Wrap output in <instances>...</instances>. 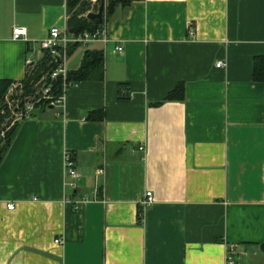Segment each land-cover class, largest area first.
<instances>
[{
    "label": "crops",
    "instance_id": "crops-1",
    "mask_svg": "<svg viewBox=\"0 0 264 264\" xmlns=\"http://www.w3.org/2000/svg\"><path fill=\"white\" fill-rule=\"evenodd\" d=\"M69 16L0 0V79L38 68ZM103 23L65 62L101 51L100 77L19 122L0 163V264H264V0H132Z\"/></svg>",
    "mask_w": 264,
    "mask_h": 264
},
{
    "label": "built area",
    "instance_id": "built-area-1",
    "mask_svg": "<svg viewBox=\"0 0 264 264\" xmlns=\"http://www.w3.org/2000/svg\"><path fill=\"white\" fill-rule=\"evenodd\" d=\"M84 13V16H86ZM26 30L23 27H15L12 31L13 40H22L25 38ZM101 40L107 42L108 30L106 24L102 22L92 30H84L80 33L72 32L65 25L61 27H52L48 30L47 35L40 41V47L44 52L46 63L51 66L48 70L43 71L40 78L33 83L34 87L40 88V95L33 100L30 99L29 95L24 94L23 83H11L7 88L6 93L2 98L7 100V105H3L0 109V116H3V120L0 123V140L5 138L6 132L16 123L21 122L24 119L33 117L36 112V106L41 99H50V107L54 105L62 106L64 101V91L66 88L71 86L67 83V68L65 66L66 59L68 57V50L70 46L77 44L78 46H86L89 41ZM116 51L121 52L122 46H116ZM29 64V60H27ZM55 65V67H52ZM216 67H224L225 64L221 60L215 62ZM37 68L27 72V75H33ZM61 77L62 79V94L54 97L50 95V89L53 84V80ZM36 94V90L34 92ZM12 103V104H11ZM6 109L8 113H6ZM6 113V115H5ZM138 150L144 151L142 145L138 146ZM65 174L73 179H76L77 172L75 170L74 161L72 154L68 151L64 153L63 157ZM69 185L74 187V182H70ZM153 196L150 191H146L140 201V217L143 215V210L153 203ZM9 209L13 208V205L8 206ZM58 243L62 241L59 239L55 240ZM227 264H237L232 257H228Z\"/></svg>",
    "mask_w": 264,
    "mask_h": 264
},
{
    "label": "trees",
    "instance_id": "trees-1",
    "mask_svg": "<svg viewBox=\"0 0 264 264\" xmlns=\"http://www.w3.org/2000/svg\"><path fill=\"white\" fill-rule=\"evenodd\" d=\"M132 0H109L108 6H106V11L110 14L113 10V8L117 4L126 5ZM79 0H67V6L68 11L70 13V9L75 6ZM79 9L75 11V13L71 14L67 21L68 29L75 33H80L84 30H92L98 25L94 24L93 22L89 21L86 16L83 14L88 11V8L83 7V3L79 5ZM78 46L77 44H74L70 46L68 53L71 52V50ZM51 66H48L46 63V60L36 69L33 75H27L26 78L22 81L24 86V94L29 95L30 93L33 94L35 92V87L33 85L34 82H36L43 71H46ZM52 67H55V65H52ZM103 68V53L98 50H87L83 61L80 65V67L76 70H69L67 71V77L66 81L70 85H75L78 82L90 78H97L100 77L99 74L101 73ZM31 80L34 81L31 83ZM62 79L61 77H58L57 79L53 80L52 87L50 89V95L57 97L62 94ZM12 81L10 79H0V101L2 100L3 95L6 93L7 88L10 86ZM126 86L121 85L120 91H119V97L118 99L120 101H127L129 100V95H127L128 91L127 88H124ZM125 90V91H124ZM175 91L183 92V86L182 84H179ZM174 91V92H175ZM173 95V92L168 96L171 97ZM50 99H41L38 105L36 106V109L48 108L50 107ZM3 106L0 107V109ZM5 110V107H3ZM37 111V110H36ZM8 113V110L5 111ZM5 113V115H6ZM4 116V115H3ZM3 116H0V123L3 120ZM18 123L14 124L5 134V138L3 140H0V163L9 148L10 144L12 143L14 136L16 134V130L18 127Z\"/></svg>",
    "mask_w": 264,
    "mask_h": 264
},
{
    "label": "rangeland",
    "instance_id": "rangeland-1",
    "mask_svg": "<svg viewBox=\"0 0 264 264\" xmlns=\"http://www.w3.org/2000/svg\"><path fill=\"white\" fill-rule=\"evenodd\" d=\"M94 1V2H93ZM92 1V6L91 5H89V0H79V2L75 5V6H73L71 9H70V15L71 14H73V13H75V11L77 10V9H79V5L81 4V3H83V7L84 8H88V11L90 12V11H92V12H97V10H98V7H99V5H100V0H93ZM108 2H109V0H104V8H105V6H108ZM87 12V11H86ZM85 12V13H86ZM84 15V14H83ZM61 28H63L64 26L62 25V26H60ZM36 94L35 93H33V94H29V96H30V99L32 100H34L35 98H36V95L37 96H39L41 93H40V88L39 87H37L36 89ZM12 104V103H11ZM3 105H7V100L6 99H4V98H2V100L0 101V107L1 106H3Z\"/></svg>",
    "mask_w": 264,
    "mask_h": 264
},
{
    "label": "water",
    "instance_id": "water-1",
    "mask_svg": "<svg viewBox=\"0 0 264 264\" xmlns=\"http://www.w3.org/2000/svg\"><path fill=\"white\" fill-rule=\"evenodd\" d=\"M103 10H104V0H100V5L98 7L97 12H88L86 14V18L93 22L94 24H102L103 22Z\"/></svg>",
    "mask_w": 264,
    "mask_h": 264
}]
</instances>
